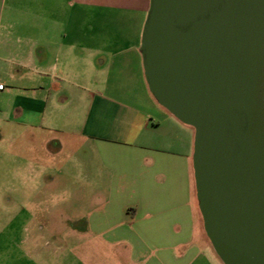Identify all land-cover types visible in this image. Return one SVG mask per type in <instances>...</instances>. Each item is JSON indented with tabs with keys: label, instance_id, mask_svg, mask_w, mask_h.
I'll return each instance as SVG.
<instances>
[{
	"label": "crops",
	"instance_id": "0c3cea01",
	"mask_svg": "<svg viewBox=\"0 0 264 264\" xmlns=\"http://www.w3.org/2000/svg\"><path fill=\"white\" fill-rule=\"evenodd\" d=\"M148 6L0 0V141L22 148L43 138L64 178L47 184L95 188L93 197L82 192L89 209L71 214L69 228L59 210L7 198L0 264H223L193 212V129L154 100L144 78ZM95 12L112 16L116 30ZM44 227L59 239L42 242Z\"/></svg>",
	"mask_w": 264,
	"mask_h": 264
},
{
	"label": "water",
	"instance_id": "95a60500",
	"mask_svg": "<svg viewBox=\"0 0 264 264\" xmlns=\"http://www.w3.org/2000/svg\"><path fill=\"white\" fill-rule=\"evenodd\" d=\"M154 100L193 129L203 230L223 264H264V0H149Z\"/></svg>",
	"mask_w": 264,
	"mask_h": 264
},
{
	"label": "rangeland",
	"instance_id": "374dc122",
	"mask_svg": "<svg viewBox=\"0 0 264 264\" xmlns=\"http://www.w3.org/2000/svg\"><path fill=\"white\" fill-rule=\"evenodd\" d=\"M101 15L102 14L95 12L93 16L95 21L102 19L110 32L115 31L116 29H113L114 26L111 25L113 17L108 16L106 20L102 18ZM100 26L101 25L97 28H100ZM97 28L94 29L95 33L97 32ZM50 140L51 139H49V141ZM17 145L13 147L9 141H0V207L5 206L6 200L9 197L14 198L15 205L18 202H22L21 198L25 199L29 197L31 198L27 204L29 208H35V206L38 205L40 209L59 210L65 214L63 221H67L64 228H69L67 225H69V221H71V214L74 212L79 214L85 213V211L89 209V204H87L84 199L82 200L84 194L82 192H87V194L90 193V196L93 197L95 188L90 185L78 184L77 182H72L67 179V181H62L63 183L60 184H47L49 177H58L59 175L57 173V166H54L53 161L44 153L43 138L38 137L36 140H33L28 137L20 144L22 148H18ZM27 163L30 164L29 169H27ZM62 164L64 165V162ZM63 165V172L68 173L69 170L66 167L69 165ZM77 196L78 199L75 200ZM95 203L97 202H93L91 199L90 207ZM192 205L196 225L202 230V219L197 200L192 199ZM74 221L76 222V220ZM32 233L33 231L31 234ZM55 235L56 238L59 239V233L53 234L44 227V229L40 230V234H37V237L42 239V242L53 243ZM63 235H66V233H63ZM54 243L57 242L55 241Z\"/></svg>",
	"mask_w": 264,
	"mask_h": 264
},
{
	"label": "built area",
	"instance_id": "2783aa9c",
	"mask_svg": "<svg viewBox=\"0 0 264 264\" xmlns=\"http://www.w3.org/2000/svg\"><path fill=\"white\" fill-rule=\"evenodd\" d=\"M3 88V85L2 84H0V90Z\"/></svg>",
	"mask_w": 264,
	"mask_h": 264
}]
</instances>
